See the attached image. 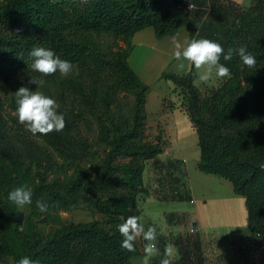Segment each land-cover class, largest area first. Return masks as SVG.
<instances>
[{
    "label": "trees",
    "instance_id": "16d2710c",
    "mask_svg": "<svg viewBox=\"0 0 264 264\" xmlns=\"http://www.w3.org/2000/svg\"><path fill=\"white\" fill-rule=\"evenodd\" d=\"M190 1L0 0V180L6 195L22 184V163L4 151L2 100L16 78L40 77L28 67V52L34 46L52 49L83 74L109 72L112 88L135 99L128 119L111 117L108 102L101 103L100 116L108 124L97 117L103 156L96 174L82 167L71 152L62 157L61 164L52 161L55 169L63 170V179L46 182L40 178L31 189L33 210L40 211L38 200L47 204L44 213L49 216L84 203L102 214L103 221L69 222L41 238L28 224L19 230L20 225L12 222L14 204L7 199L0 215V239L13 264L23 256L39 259L41 264H134L131 260L140 254L138 245L134 241V251L123 249L117 226L147 192L143 185L146 163L168 146L161 130H152L148 124L178 107L187 112L196 132L197 169L228 183L235 195L244 198L248 230L264 243V0H252L237 15L224 47L227 52L246 45L257 63L245 66L235 54L224 61L222 54L220 63L230 69V75L215 86L199 90L191 68L187 74L161 77L172 84L176 99L151 97L154 86L143 84L127 63L136 32L152 28L162 38L184 26L182 9ZM106 37L123 41L129 50L106 53ZM59 74L44 79L52 83ZM85 102L93 104V99ZM149 106L156 108L149 112ZM72 117L65 118L64 129L57 133L74 127ZM67 143L74 148L70 139ZM81 148L85 155L88 143L84 141Z\"/></svg>",
    "mask_w": 264,
    "mask_h": 264
},
{
    "label": "crops",
    "instance_id": "0c3cea01",
    "mask_svg": "<svg viewBox=\"0 0 264 264\" xmlns=\"http://www.w3.org/2000/svg\"><path fill=\"white\" fill-rule=\"evenodd\" d=\"M251 3L252 0H191L187 5L191 4L193 8H185V16H182L184 26L162 38H157L152 28L133 35L127 58L129 67L146 85L163 82V74L183 75L191 68L196 80H199L202 70L195 69L190 62L185 61L184 67H179L180 62L173 55L174 41L183 45L192 39L207 38L224 48L232 23ZM202 83L214 86L218 82H215L213 75ZM151 127L160 129L163 140L168 144L177 143L181 138L180 133L184 135L188 127L196 134L187 112L182 108L163 115ZM163 155L164 152L154 161L146 163L143 173L146 198L139 197L135 207L145 230L149 226L156 228L157 239L146 242L142 236L138 237L136 243L140 254L131 261L134 264H160L167 248L172 246L175 247L174 251L167 257L170 264H264V243L248 230L244 198L235 195L228 183L201 173L197 169L199 157L188 161L183 154L171 157ZM184 203H188V208L183 206ZM168 205L178 208L169 212L161 208L165 206L164 209H167ZM219 214L226 219H219L222 216ZM162 218L166 222L165 230L160 228ZM224 221L232 232L242 230V239L238 237V243L233 236L227 240L223 239L224 234L222 237L219 231L216 232L218 224ZM193 223L196 229H193ZM206 230H210V240L204 238ZM223 240L228 243L227 249L220 247ZM146 243H155L159 254L148 255Z\"/></svg>",
    "mask_w": 264,
    "mask_h": 264
},
{
    "label": "rangeland",
    "instance_id": "374dc122",
    "mask_svg": "<svg viewBox=\"0 0 264 264\" xmlns=\"http://www.w3.org/2000/svg\"><path fill=\"white\" fill-rule=\"evenodd\" d=\"M185 8L182 9V13H184ZM106 39L107 40H104V49L106 53H109L110 51L116 53L119 49H121V51L129 50L123 41L114 40L108 37H106ZM31 78L38 77L34 75L31 77L23 76L16 78L12 85L6 88L5 91L7 94L2 100L3 109L1 114L3 115V119L1 129L5 139L4 151L10 159H18L22 163V184L20 186L28 185L32 189L33 185L37 184L40 178H44L46 182L58 177L63 179L65 176L64 173H62L63 170L55 169L52 161L56 160L61 164L62 157L71 154V152L77 154L78 157L76 158L79 159L78 161L82 167L86 168L90 174H96L100 166V159L103 156V148L99 144L100 131L97 117H103L104 122L108 124V120L105 116H100L102 113L101 103L103 100L108 102L109 105L107 111L110 113L111 117L116 114L119 119H128L134 108V97L126 92L114 90L112 88L114 86V80L109 72L94 74L92 76V74L87 75L79 72L77 69H72L67 77H63L59 74L56 80L52 83L44 79L43 86L38 87L37 90L54 98L59 106L57 111L62 113L64 118L74 116L72 119L76 122L74 121L75 124L71 130H64L63 134L53 131L46 136L41 134L34 136L26 130L24 125L18 122L15 115L16 104L14 93L22 86H26L33 91L36 90L37 85L29 83ZM222 78L215 76V82H219ZM164 82L168 83V85ZM194 84L201 91H204L206 89L205 87L213 86L210 83H202L200 80H196V83ZM153 86L151 97L176 99L175 94L173 93V86L169 81L163 79V82L161 81V83ZM86 98H92L93 104H86ZM154 107L156 108V106ZM154 107H150L149 112H153L155 110ZM90 109H93L94 112ZM177 109H179V107ZM79 117H82V119ZM155 121L148 124V128L154 130L151 125ZM192 130L193 129L188 127L187 132L184 135L183 132H181L180 140L177 143L168 144L164 149L163 156L171 157L183 154L188 161L198 158L199 149L197 147V137L194 130ZM68 135H71L70 138H67ZM68 139H70V142L74 143V148H71L68 145ZM84 141L89 145V150L85 155L81 148ZM61 149L65 154L61 152ZM148 173L149 175L151 174L150 171H148ZM151 180L152 179H150V181ZM147 182L149 181L147 180ZM139 197L146 198V193ZM6 201V190L0 180V215L2 214V210L6 207ZM187 205L188 203H184L183 206L188 208ZM13 208L15 212L20 211L22 213V219L20 222L14 221V215L12 220L14 224L20 225L19 230H22L23 226L28 224L40 235L41 238L60 229L61 226L69 222L86 223L93 220L102 222L104 219L102 214L84 203L72 206L68 210H61L57 213L51 212L50 216L44 212L33 210L30 206L18 209L14 205ZM161 208L169 212L178 207H170V205H168L166 207L167 209H164L165 206H162ZM131 215H136V210L131 212L130 216ZM219 215L223 216L218 217L219 219H226L223 214ZM161 220L162 223L160 228L165 230L164 227L166 226V222L164 218ZM227 226L228 225L225 224V221L221 222V224H218V230L216 232L219 231L218 233H220L221 236L224 234L223 239L228 240L230 236L236 238V241L238 237L242 239L241 235H243V232L240 234L242 230L232 232ZM208 233H210V230L205 231L206 235L204 238L206 240H210L212 237L211 233ZM223 241L224 243H222L220 247L227 249L229 247L228 243L225 240ZM171 248L172 251H174L175 247L171 246ZM220 251H222L221 248ZM0 264H13L11 257L4 253L1 239Z\"/></svg>",
    "mask_w": 264,
    "mask_h": 264
},
{
    "label": "clouds",
    "instance_id": "9594fccd",
    "mask_svg": "<svg viewBox=\"0 0 264 264\" xmlns=\"http://www.w3.org/2000/svg\"><path fill=\"white\" fill-rule=\"evenodd\" d=\"M174 58L179 61V67H184V62H190L199 72L200 81H208L213 75L222 78L230 75V69L220 63L223 54L224 61H230L233 55H237L243 65L252 67L257 61L246 45H240L235 48H228L227 52L223 46L207 38L192 39L186 41L183 45L174 41ZM28 56L31 64L28 65L32 71L41 74L38 78H31L29 83L37 85L36 90H30L26 86L20 87L15 94V115L18 122L24 125L32 135H47L50 132H60L65 127V118L62 113L57 111L58 104L54 98L45 95L37 90L42 87L44 77L49 74L59 72L61 76L67 77L72 71V64L68 60L61 59L56 53L42 46H34ZM32 190L28 185L16 187L8 192L7 199L18 209H23L32 204ZM36 206L41 212L47 210V204L38 200ZM118 231L122 236L121 247L128 251H134V241L138 237H143L144 241H156L157 232L154 226H149L145 230L144 225L139 222L137 215L128 216L124 222L119 224ZM146 252L148 255L159 254V249L155 243H146ZM172 252L171 246L166 250L165 257L161 259L160 264H170L167 258ZM15 264H41L39 259H33L29 256H23Z\"/></svg>",
    "mask_w": 264,
    "mask_h": 264
},
{
    "label": "water",
    "instance_id": "95a60500",
    "mask_svg": "<svg viewBox=\"0 0 264 264\" xmlns=\"http://www.w3.org/2000/svg\"><path fill=\"white\" fill-rule=\"evenodd\" d=\"M21 219H22V213H21L20 211H16V212L14 213V221H15V222H20ZM192 227H193V229H196V224L193 223Z\"/></svg>",
    "mask_w": 264,
    "mask_h": 264
},
{
    "label": "built area",
    "instance_id": "2783aa9c",
    "mask_svg": "<svg viewBox=\"0 0 264 264\" xmlns=\"http://www.w3.org/2000/svg\"><path fill=\"white\" fill-rule=\"evenodd\" d=\"M192 8H193V6H192L191 4H189V5L186 6V9H187V10H190V9H192Z\"/></svg>",
    "mask_w": 264,
    "mask_h": 264
}]
</instances>
